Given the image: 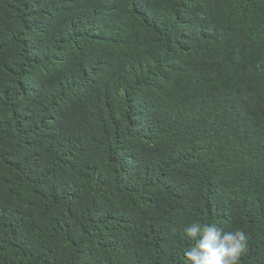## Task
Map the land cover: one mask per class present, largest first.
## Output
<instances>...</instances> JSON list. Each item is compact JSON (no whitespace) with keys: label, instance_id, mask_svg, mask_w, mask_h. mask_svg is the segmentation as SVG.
<instances>
[{"label":"trees","instance_id":"16d2710c","mask_svg":"<svg viewBox=\"0 0 264 264\" xmlns=\"http://www.w3.org/2000/svg\"><path fill=\"white\" fill-rule=\"evenodd\" d=\"M194 222L264 264V0H0V264H185Z\"/></svg>","mask_w":264,"mask_h":264},{"label":"clouds","instance_id":"9594fccd","mask_svg":"<svg viewBox=\"0 0 264 264\" xmlns=\"http://www.w3.org/2000/svg\"><path fill=\"white\" fill-rule=\"evenodd\" d=\"M183 231L194 242L184 252L185 264H239L248 250V236L242 229L227 231L216 223L194 222Z\"/></svg>","mask_w":264,"mask_h":264}]
</instances>
